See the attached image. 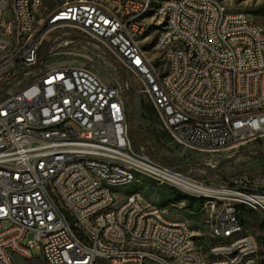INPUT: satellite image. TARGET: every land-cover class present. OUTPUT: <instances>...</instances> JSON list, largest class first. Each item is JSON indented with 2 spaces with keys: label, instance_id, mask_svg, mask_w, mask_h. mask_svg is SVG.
Returning <instances> with one entry per match:
<instances>
[{
  "label": "built area",
  "instance_id": "1",
  "mask_svg": "<svg viewBox=\"0 0 264 264\" xmlns=\"http://www.w3.org/2000/svg\"><path fill=\"white\" fill-rule=\"evenodd\" d=\"M117 2L124 17L95 0L73 1V7L62 3L46 22L27 27L36 0H0V264H16L17 256L34 259L35 252L46 264H223L199 261L185 221H165L163 212L138 196L114 205L117 196L101 181L137 180L133 167L173 179L175 188L220 194L222 211L211 220L218 233L208 242L238 231L245 204L264 198V171L247 170L235 182H206L136 146L129 81L109 82L94 64L97 58L138 76L161 115L159 124L185 145L225 149L264 134V27L219 0L167 3L159 13L160 21L174 16L164 38L174 62V71H167L165 63L140 64L137 39L151 24L143 19L146 0ZM202 55H209V63H202ZM54 57L60 58L51 63ZM119 159H127V166H119ZM206 159L191 173L206 175L220 165L203 164ZM32 162H39L38 171H31ZM105 202H113V211L100 216ZM256 212L264 218V210ZM122 240L161 243L177 252L178 263L123 248ZM229 253H236L234 264L260 259L253 236L237 239L234 249L210 251Z\"/></svg>",
  "mask_w": 264,
  "mask_h": 264
},
{
  "label": "rangeland",
  "instance_id": "2",
  "mask_svg": "<svg viewBox=\"0 0 264 264\" xmlns=\"http://www.w3.org/2000/svg\"><path fill=\"white\" fill-rule=\"evenodd\" d=\"M65 1L68 0H45L42 12ZM219 1L230 10L246 12L254 22L264 27V0ZM11 17V14L6 15V18ZM155 33L156 29H153L151 31L152 36H155ZM146 47L150 55L155 58L158 57V54L151 50L150 45H146ZM69 57L65 56L64 59ZM59 58L54 57L51 63H56ZM69 59H71V62H75L73 61V56ZM94 64L98 67L102 76L109 82L129 81L130 123L135 144L136 146L143 145L146 152L149 153L151 151V155L159 162L168 164L178 170H182L188 176H193L197 180L206 182L214 179L235 182L247 170L264 171V134H262L253 138V141L242 144L233 153L213 159L206 157L207 159L203 161V164L215 165L216 163H222L215 171L208 170L206 175L191 173V167L201 163L200 158L202 156L195 153V148L184 143H169L168 133L159 124L155 112L144 94L145 87L141 79L124 66L114 65L112 68H107L97 58H94ZM152 137H156L157 140H153ZM246 146H250L251 148H246V151L241 149ZM133 192L140 194V202L143 205L156 206L171 218L176 215L186 218L193 231L198 235L200 246L205 251L204 245L211 231L212 214L207 211V207L203 201L169 186H157L141 175L138 176L137 181L133 184L113 190V194L118 198H125ZM242 216L248 232L257 243L260 257L259 262L260 264H264V218L258 212L247 209L244 210ZM28 239H32V234L28 236ZM34 255V259L17 260L16 264H46L40 252H35ZM146 264L158 263L147 262Z\"/></svg>",
  "mask_w": 264,
  "mask_h": 264
},
{
  "label": "bare ground",
  "instance_id": "3",
  "mask_svg": "<svg viewBox=\"0 0 264 264\" xmlns=\"http://www.w3.org/2000/svg\"><path fill=\"white\" fill-rule=\"evenodd\" d=\"M73 1H80V4H88V0H68L63 3L64 8L73 7ZM45 0H36L35 11L29 12V17L27 19V27H35L36 23L46 22L51 15L53 8H58L59 5L50 7L45 12H42ZM167 3H175V0H146L145 6L143 8V19H148L150 26H147V30L141 32V39H137V46L141 48L140 52V64L141 65H154V63H165L167 65V71H174L173 56L168 54L166 46H164V38H169V28L174 24V16H164L162 21H160V11ZM95 5H101V7L110 10L114 17H124V10L120 9L117 0H95ZM160 28L161 33H155L152 36L151 31L153 29ZM151 38V39H150ZM146 45H150L151 50L158 54V57H153L147 52ZM202 63H209V55H202ZM194 65H201V58H194ZM157 88H164V81H157ZM146 93V98L155 110V115L159 119L161 125L162 118L159 111L155 108L151 96L146 88H144ZM168 133L169 143H182L175 134L166 129ZM253 141V140H251ZM242 144H237L231 146V148H225L220 150H208V149H194L197 155L202 157H220L222 155L233 153ZM235 148V149H232ZM119 166H127V159H119ZM39 170V162L31 163V171ZM1 171V164H0ZM134 176H143L149 182L156 184L157 186H169L175 188L173 179H161L159 176H155L152 172H146L144 167H133ZM137 180H128L127 182H113L108 185V181H101V188H108V194L114 195L113 190L116 188L127 187ZM187 189L175 188L183 191L186 195L193 196V192H203L199 191L192 185L186 186ZM193 191V192H192ZM136 196L140 197L138 193H130L125 198L114 197V205H121V202H131ZM180 197H182L180 195ZM196 198L203 201L208 207V212L212 214L211 220H216V217L222 211L223 199L221 195L216 192H203L195 195ZM150 209H154L157 212H163V218L167 222H181L185 221V227L189 229L188 231V244L192 246L194 254H197V258L201 262L214 263L223 262V264H234L236 263V253H229L228 255L213 254L210 255V251H218L222 249H234L237 246V239L239 242H246L248 236H252L247 229L246 224L244 226H238V231H231V235L225 239L214 240V242H208V238L217 237L218 224H211V231L208 235L206 244L204 245L205 251H203L200 243L198 241V235L193 231L189 221L184 217H177L171 219L164 211L160 208L148 205ZM251 210L256 212V210H264V198H256V201H250L245 204L244 210ZM113 211V202H105L100 206V216H109V213ZM122 247L128 248L130 250L146 251L148 254H152L154 258H160L162 261H170L171 263H178V255L175 251H169L168 247L161 245V243L146 242L141 240H122ZM17 260H32L28 256H17ZM260 264V262H257Z\"/></svg>",
  "mask_w": 264,
  "mask_h": 264
},
{
  "label": "trees",
  "instance_id": "4",
  "mask_svg": "<svg viewBox=\"0 0 264 264\" xmlns=\"http://www.w3.org/2000/svg\"><path fill=\"white\" fill-rule=\"evenodd\" d=\"M130 119H131V111H130ZM133 132V131H132ZM153 138V140H157V138L156 137H152ZM149 154L151 155V151H149ZM222 164V163H221ZM220 164V165H221Z\"/></svg>",
  "mask_w": 264,
  "mask_h": 264
},
{
  "label": "crops",
  "instance_id": "5",
  "mask_svg": "<svg viewBox=\"0 0 264 264\" xmlns=\"http://www.w3.org/2000/svg\"><path fill=\"white\" fill-rule=\"evenodd\" d=\"M177 217H181V216H179V215H176V216H173V218H171V219H175V218H177Z\"/></svg>",
  "mask_w": 264,
  "mask_h": 264
}]
</instances>
